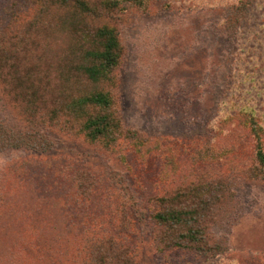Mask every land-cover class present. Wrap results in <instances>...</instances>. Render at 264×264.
<instances>
[{"label":"trees","instance_id":"trees-1","mask_svg":"<svg viewBox=\"0 0 264 264\" xmlns=\"http://www.w3.org/2000/svg\"><path fill=\"white\" fill-rule=\"evenodd\" d=\"M120 2L0 4V153L27 152V162L8 164L2 174L0 264H138L134 236L145 211L169 228L170 248L187 247L219 264L223 248L210 245L205 232L219 198L234 199V186L224 190L220 179L242 144L251 145V155L237 161L245 163L231 173L252 183L264 179V119L248 100L226 109L229 124L245 131L225 151L217 142L222 130L215 127L211 140L195 149L189 148L193 140L170 137L173 155L164 149V157L159 147L165 139L124 122L112 91L120 84L112 74L124 48L117 24L108 22ZM136 4L144 6V0ZM52 131L102 154H116L117 164L128 170L105 171L74 155L54 154ZM187 150L184 163L180 156ZM170 165L171 174L165 175ZM122 187L128 194H121ZM11 193L36 210L25 217L17 209L13 213ZM8 222L16 225L5 226ZM34 232L42 239L32 243Z\"/></svg>","mask_w":264,"mask_h":264},{"label":"rangeland","instance_id":"rangeland-1","mask_svg":"<svg viewBox=\"0 0 264 264\" xmlns=\"http://www.w3.org/2000/svg\"><path fill=\"white\" fill-rule=\"evenodd\" d=\"M2 1L7 0H0V4ZM120 1L108 20L117 24L125 50L123 61L112 74L120 84L112 91L118 95L115 99L126 124L165 139V146L159 147L164 157V149L173 155V148L167 145L170 137L193 140L195 145L189 148L195 149L204 140H211L215 127L222 130L217 142L225 151L226 144L245 131L230 125L226 118V109L236 101L255 104L264 119V0H144V6L136 4L138 0ZM120 6L126 12L119 13ZM50 134L56 139L54 154L74 155L83 164L105 171L112 167L124 174L128 170L126 165L117 164L116 154L105 155L64 135ZM241 147L227 162L226 174L220 179L226 183L224 190L234 186V199L223 202L219 198L205 234L210 245L223 248L219 264H264V179L252 183L239 177L238 172L231 173L245 163L237 161L251 155V145ZM188 151L180 156L185 158L184 163ZM26 156L24 151L0 153L1 198L6 166L14 162L19 166L27 162ZM133 158L129 155V160ZM171 167L165 168V175L171 174ZM9 179L15 180L14 174ZM33 180L42 186L41 180ZM32 187L25 188L24 195H29ZM125 189L121 194H128ZM15 195L11 193L12 200L7 198L13 213L17 209L25 217L36 210L32 205L28 209L21 200L23 196ZM7 205L8 210L2 209L5 215L10 211ZM150 214H139L140 229L134 236L138 264H209L211 255L187 247L170 248L169 228L160 227ZM8 225L12 228L16 224L5 223ZM172 232L175 238L176 231ZM35 236L41 233L34 232L32 243L42 239Z\"/></svg>","mask_w":264,"mask_h":264}]
</instances>
